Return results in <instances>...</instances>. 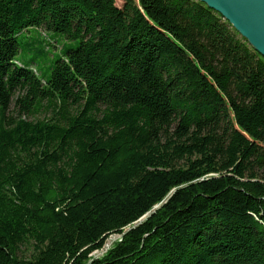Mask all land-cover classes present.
I'll return each instance as SVG.
<instances>
[{
  "label": "trees",
  "instance_id": "trees-1",
  "mask_svg": "<svg viewBox=\"0 0 264 264\" xmlns=\"http://www.w3.org/2000/svg\"><path fill=\"white\" fill-rule=\"evenodd\" d=\"M120 1L0 0V264H264V57Z\"/></svg>",
  "mask_w": 264,
  "mask_h": 264
},
{
  "label": "water",
  "instance_id": "water-1",
  "mask_svg": "<svg viewBox=\"0 0 264 264\" xmlns=\"http://www.w3.org/2000/svg\"><path fill=\"white\" fill-rule=\"evenodd\" d=\"M199 1L205 3L208 7L219 13L256 52L264 57V0ZM159 204H156L153 210L156 209ZM150 212L151 211L145 213L133 224L142 222ZM125 230H127V228ZM118 239H120V235Z\"/></svg>",
  "mask_w": 264,
  "mask_h": 264
},
{
  "label": "rangeland",
  "instance_id": "rangeland-1",
  "mask_svg": "<svg viewBox=\"0 0 264 264\" xmlns=\"http://www.w3.org/2000/svg\"><path fill=\"white\" fill-rule=\"evenodd\" d=\"M118 4L121 3L120 0H116ZM119 235L118 234H111L105 241L104 246L99 249L96 250L94 252L91 253L92 257H99L102 256L114 243L115 241L118 239Z\"/></svg>",
  "mask_w": 264,
  "mask_h": 264
}]
</instances>
